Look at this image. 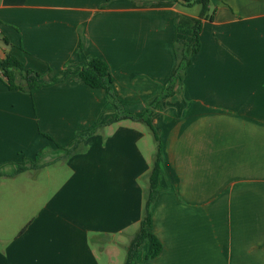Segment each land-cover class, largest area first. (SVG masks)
<instances>
[{"label":"crops","instance_id":"obj_1","mask_svg":"<svg viewBox=\"0 0 264 264\" xmlns=\"http://www.w3.org/2000/svg\"><path fill=\"white\" fill-rule=\"evenodd\" d=\"M104 4L0 0V67L10 54L46 81L66 77L32 95L0 79V264H114L138 230L156 151L149 128L121 120L68 157L58 149L115 114L104 90L78 81L92 58L107 64L125 111H151L160 140L148 230L162 249L146 259L145 243L132 264H264V0H209L199 52L153 108L200 6ZM23 157L37 168L15 174Z\"/></svg>","mask_w":264,"mask_h":264},{"label":"trees","instance_id":"obj_2","mask_svg":"<svg viewBox=\"0 0 264 264\" xmlns=\"http://www.w3.org/2000/svg\"><path fill=\"white\" fill-rule=\"evenodd\" d=\"M113 0H105L106 4ZM185 4L186 6L198 5L200 6V12L198 18L194 19L193 32L190 40L184 44L175 45L174 54L176 58V65L169 78L167 84L161 89L160 93L149 101L150 108L156 107L164 99L170 97L173 94V89L178 82L184 79L187 69L191 64L192 57L197 54L201 48L200 44V31L202 20L208 19L207 13L209 8V0H174ZM65 76L55 77L49 81L43 79V76L31 69L25 68V66L14 56L7 54L1 62L0 67V79L3 81L9 91H16L28 95H32L36 90L41 87L48 86L53 83L62 81ZM78 81L92 89L104 90L113 101L114 116L109 121L100 124L94 130L86 134L75 142V144L65 149L58 146V149L64 151L65 157H68L77 152L83 142V140L94 133L98 128L106 125L114 124L121 120H131L135 122L144 123L149 130L153 133V137L156 143V151L152 162L151 171L147 177L144 200H143V214L139 223V227L128 247L126 248V256L124 264H132L137 253L143 248L145 243H148V252L146 259H153L159 255L162 249L161 242L150 233L149 226L151 224V207L155 203L158 196L159 180L161 174V146L160 140L157 137L151 122V111L147 110L142 115H133L125 111L122 103L119 101L117 95L113 92L111 87V78L109 75V68L107 64L100 58L90 59L79 71ZM37 168L36 161H31L28 158H24L19 163L15 174L26 171L27 169ZM4 176L0 173V178Z\"/></svg>","mask_w":264,"mask_h":264},{"label":"rangeland","instance_id":"obj_3","mask_svg":"<svg viewBox=\"0 0 264 264\" xmlns=\"http://www.w3.org/2000/svg\"><path fill=\"white\" fill-rule=\"evenodd\" d=\"M196 9L199 10V7L196 6ZM197 10H196V11H197ZM55 164L57 165V162L52 163L50 167L55 166ZM29 169H32V168H29ZM51 169H53V168H51ZM125 256H126V252H125V251H121V253H120V255H118V257H114V258H113V262H114V264H124ZM101 258L103 259V260H102L103 264H105V260H106V259H105V256H102ZM104 259H105V260H104Z\"/></svg>","mask_w":264,"mask_h":264}]
</instances>
